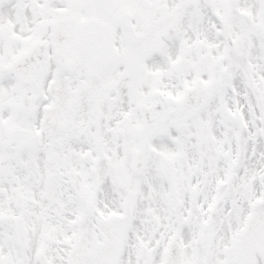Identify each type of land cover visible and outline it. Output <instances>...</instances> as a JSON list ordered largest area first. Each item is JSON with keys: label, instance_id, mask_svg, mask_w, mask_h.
I'll return each instance as SVG.
<instances>
[{"label": "snow or ice", "instance_id": "6c2138e0", "mask_svg": "<svg viewBox=\"0 0 264 264\" xmlns=\"http://www.w3.org/2000/svg\"><path fill=\"white\" fill-rule=\"evenodd\" d=\"M0 264H264V0H0Z\"/></svg>", "mask_w": 264, "mask_h": 264}]
</instances>
